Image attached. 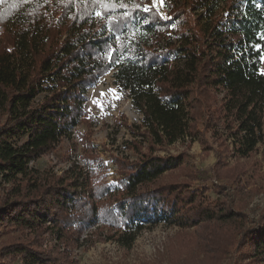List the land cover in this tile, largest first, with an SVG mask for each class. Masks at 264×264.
I'll return each mask as SVG.
<instances>
[{
  "label": "trees",
  "instance_id": "trees-1",
  "mask_svg": "<svg viewBox=\"0 0 264 264\" xmlns=\"http://www.w3.org/2000/svg\"><path fill=\"white\" fill-rule=\"evenodd\" d=\"M165 3L163 14L152 0H0V229L23 235L0 243V264L18 256L19 264H77L73 251L85 230H119L140 215L162 212L196 229L171 239L181 264H264V211L247 225L234 200H210L205 188L191 189L198 170L139 189L190 155L161 156L155 153L160 147L189 137L211 150L207 131L218 144L213 176L239 181L240 165L223 166L230 134L219 132L216 119H233L234 152L242 156L264 137V0ZM116 66L115 84L145 122L125 124L142 140L127 144L135 159L113 156L116 183L105 180L91 130L80 137L94 168L74 162L60 175L31 168L63 138L77 147L71 128L95 121L85 106L87 92ZM213 89L225 91L223 101ZM26 229L32 236L26 238ZM48 232L64 249L44 246Z\"/></svg>",
  "mask_w": 264,
  "mask_h": 264
},
{
  "label": "rangeland",
  "instance_id": "rangeland-1",
  "mask_svg": "<svg viewBox=\"0 0 264 264\" xmlns=\"http://www.w3.org/2000/svg\"><path fill=\"white\" fill-rule=\"evenodd\" d=\"M155 5L161 10V13H166L165 0L163 4L160 3V0H156ZM259 48H262L261 45H256V49ZM261 57H264V47ZM126 58V55L122 57L118 64L124 62ZM118 67H114L113 70L102 76L88 90L85 106L94 116L95 121L93 126H87L84 123L78 125L77 147L73 146L71 140L63 138L57 144L55 151L32 161L30 163L31 168H36L40 174L54 172L60 175L69 169L74 162L76 163L75 160L78 158L84 162V165H87L86 168H94L95 164L83 157L84 147L80 137L83 132L91 130V138L96 147V152L106 167L105 180L116 183L119 171L113 163V156L122 155L135 159L137 155L127 148V144L135 138L142 140L141 136L132 133L125 124L126 122L129 125L138 126L145 124L142 112L133 104V98L115 84L114 72L118 70ZM260 70L264 74V59H261ZM213 94L216 101L221 102L224 99L225 91L213 89ZM42 97L40 95L38 98L41 99ZM220 115L218 114L216 119L219 132L230 134L227 140L229 153L223 166L233 168L240 165L241 175L238 182L232 183L227 177L217 178L213 176L211 168L217 165L215 150L218 148V144L213 132L207 131L208 140L212 145L211 150H206L200 140H192L189 137L160 147L155 153L161 156L177 154L181 151H188L190 155L181 166L166 171L157 181L140 185L139 189L153 187L156 183L159 184L172 179L181 180L187 178V172L198 170L201 176L193 181L191 189L205 188L204 195L210 200H234V203L239 205L248 216L247 225H252L264 211V137L252 151L242 156L241 152H234L235 137L232 135V130L236 128V124L232 122V118L226 122L224 114ZM228 123H231V126H228ZM262 133L264 135V128ZM145 145L148 146V143L146 142ZM81 166L83 167V165ZM224 183L229 186L228 190L224 191L225 193H218L213 189L215 184ZM226 193H229V197ZM195 230L194 227L183 226L177 215H172L169 212H162L157 217L153 214L140 215L134 219L131 227L122 226L119 230L108 227H92L85 230L78 245L74 248L73 256L78 261L77 264H181L185 260L173 254L170 248L171 239L178 232L191 235L190 233H194ZM25 233L26 238L32 236L29 229H26ZM13 236L23 237L22 231L4 230L3 227L0 229V243L12 239ZM52 239L55 237L50 232L44 234V246L57 243L50 241ZM59 246L64 249L63 244ZM20 258L21 256H18L4 264H19Z\"/></svg>",
  "mask_w": 264,
  "mask_h": 264
},
{
  "label": "built area",
  "instance_id": "built-area-1",
  "mask_svg": "<svg viewBox=\"0 0 264 264\" xmlns=\"http://www.w3.org/2000/svg\"><path fill=\"white\" fill-rule=\"evenodd\" d=\"M97 13H100L99 11H97L96 13H95V16H99V15H97ZM78 125H76V126H73L72 128H71V132H72V136L75 138V140H77L78 139ZM76 161V163L77 164H81V165H83V167H84V169H87L86 167H87V165H84L83 163V161L80 159V158H78L77 160H75Z\"/></svg>",
  "mask_w": 264,
  "mask_h": 264
},
{
  "label": "snow or ice",
  "instance_id": "snow-or-ice-1",
  "mask_svg": "<svg viewBox=\"0 0 264 264\" xmlns=\"http://www.w3.org/2000/svg\"><path fill=\"white\" fill-rule=\"evenodd\" d=\"M155 2H156V0H153V4L154 5H155ZM160 3L163 4L164 3V0H160ZM140 10L146 11V12L147 11H150V9L148 7H143ZM97 15H100V13H97ZM161 18H163V19H170L169 17H166V16H162ZM261 59H264V57H261ZM112 91H115V90H112Z\"/></svg>",
  "mask_w": 264,
  "mask_h": 264
}]
</instances>
